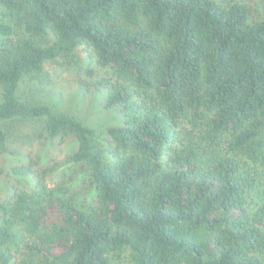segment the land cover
Returning a JSON list of instances; mask_svg holds the SVG:
<instances>
[{
  "label": "trees",
  "instance_id": "trees-1",
  "mask_svg": "<svg viewBox=\"0 0 264 264\" xmlns=\"http://www.w3.org/2000/svg\"><path fill=\"white\" fill-rule=\"evenodd\" d=\"M48 62L119 123L23 91ZM22 120L74 146L13 165L0 264H264V0H0L1 153Z\"/></svg>",
  "mask_w": 264,
  "mask_h": 264
},
{
  "label": "rangeland",
  "instance_id": "rangeland-1",
  "mask_svg": "<svg viewBox=\"0 0 264 264\" xmlns=\"http://www.w3.org/2000/svg\"><path fill=\"white\" fill-rule=\"evenodd\" d=\"M258 11L260 10L258 9ZM79 58L80 65L85 67V64L88 63L86 53L80 51ZM95 73L97 77H100L104 75V70L96 67ZM77 75L86 77L83 72H77L74 67L48 62L41 71L27 76L23 80L21 88L27 94L29 93V96L40 98L61 111L75 115L99 131H102L106 126L118 124L120 118L117 113L111 108L107 109L102 106L103 95L87 93L82 90L78 84ZM9 125L8 147L14 154L0 152L1 199L8 198L12 194L11 184L16 181L15 175L12 173L13 165L25 163L30 160V157H37L42 163L48 161L49 158L62 159L74 146V142L69 139L61 144L43 142V123L39 120L14 121ZM59 179L60 172L49 178L46 184L48 187H53ZM32 185L34 183L30 179L26 177L21 179L20 186L23 188L30 189ZM15 247L12 249L14 254L17 249L19 250L18 246ZM16 258H18L17 254ZM112 264H129V262L124 256L113 261Z\"/></svg>",
  "mask_w": 264,
  "mask_h": 264
}]
</instances>
